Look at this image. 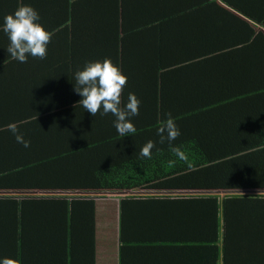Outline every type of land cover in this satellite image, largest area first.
I'll use <instances>...</instances> for the list:
<instances>
[{
    "label": "trees",
    "instance_id": "trees-1",
    "mask_svg": "<svg viewBox=\"0 0 264 264\" xmlns=\"http://www.w3.org/2000/svg\"><path fill=\"white\" fill-rule=\"evenodd\" d=\"M40 1L12 2V13L20 3L30 5L54 34L45 59L27 58L42 69L26 72L49 87L41 94L47 111L15 122L29 147L7 130L13 122L1 119L6 109L0 101V261L42 264L50 255L57 257L54 264H85L80 252L95 258L91 196L125 193L120 238L124 223L135 218L144 222L140 239H168L164 235L172 231L158 222L172 220L173 239L188 240L176 226L188 222L200 236L194 240L207 243L205 258L211 264L223 252L224 264H239L242 258H236L238 250L230 251L232 245H251L258 264H264V0H210L216 8L210 12L220 18H213L207 28L211 34L200 45L210 49L212 59L199 54L189 60L177 59L168 24L154 29L139 21L143 13L138 15L131 1L99 0L100 6L90 4L97 0L52 1L58 10ZM226 20L237 24L230 26L237 29L231 41L215 33L216 23L227 27ZM239 52L245 60L236 56ZM105 58L127 77L121 107L129 93L140 101L139 115L131 118L134 134L121 137L111 113L92 116L73 90L74 73ZM167 113L181 133L171 145L181 148L186 161L171 152L167 140L159 142L157 129ZM149 140L155 143L151 159L139 154ZM163 192L198 195L179 197L184 205L173 215L143 205L158 201L132 196Z\"/></svg>",
    "mask_w": 264,
    "mask_h": 264
},
{
    "label": "crops",
    "instance_id": "crops-1",
    "mask_svg": "<svg viewBox=\"0 0 264 264\" xmlns=\"http://www.w3.org/2000/svg\"><path fill=\"white\" fill-rule=\"evenodd\" d=\"M52 1L63 2L64 0H41L40 3L48 10H58L59 5ZM83 1V0H81ZM127 0H125L126 3ZM131 1L136 7V12L143 13L139 15V21L143 23L149 22L151 28L163 27L168 24L169 39L175 38L176 51L178 52V60H189L199 54H203L209 59H212L209 48H201V43L206 36L211 34L207 29L212 23L213 18L217 22L220 16L213 15L210 11L216 9L210 0H135ZM17 0H0V10L9 9L6 13L11 14ZM103 1L90 2L91 5H104L100 3ZM64 3V2H63ZM219 7H224L217 1ZM14 7V8H12ZM11 8V9H10ZM62 9V8H60ZM228 12L230 8L225 7ZM153 10V12H152ZM60 12V11H59ZM234 13V12H232ZM238 18L243 19L240 13H234ZM5 15H0V27L3 25V18ZM49 16V15H48ZM40 24L47 26L50 23L46 18L41 17ZM226 19V17H225ZM227 23V20H226ZM215 33L224 38V40L231 41L237 34V29L234 28L237 24H228L227 27L224 21L219 24ZM178 36V37H176ZM3 31L0 30V42L5 40L4 44L0 46V101L3 102L4 110L1 119L9 122H28L29 120L37 119L39 114H44L48 106V102L41 98L42 92L49 87H45V81L40 77L30 76L26 71L34 72L36 69L42 67L32 66L28 61L21 63L10 57L7 52L10 41ZM200 48H199V47ZM200 49L201 52L200 53ZM238 58L245 60V55L241 52L237 53ZM179 62H174L175 66ZM33 64V63H32ZM34 65V64H33ZM182 67V66H181ZM58 67L48 68L51 72ZM64 110V105L59 108L57 113ZM37 125L33 124L32 130L35 131ZM26 194V193H25ZM32 195L45 194L44 192H33ZM198 193H145L133 194L132 196L149 199L151 201H158L157 203H143V205L151 206L152 208H166L163 213L173 215L178 213V208L184 205L177 202L179 197L195 196ZM129 196L128 194L112 193L102 198L95 199V251L94 257L88 253L80 252V256L86 260L85 264H211L208 258H205L207 251H205L206 242H198L194 240L195 237H200L199 234L192 232L193 227L188 222L176 225L183 232L184 237L188 240L173 239L176 234V228H172L171 221H159L162 223L163 230H171L172 233L164 235L163 240L140 239L141 231L144 228L143 220H136L130 218L123 225L122 237L120 238V203L121 200ZM103 199L104 201H99ZM173 202H163V201ZM127 206V204H125ZM137 207V204L134 205ZM188 212V211H187ZM186 212V213H187ZM105 239L100 236L103 230H106ZM101 242V243H100ZM44 248L49 246H42ZM219 255L223 249L222 242L218 243ZM83 249V248H82ZM81 249V250H82ZM251 245L247 247L240 245H232L230 251L236 252V258H242L239 264H258L255 250ZM208 250V247H207ZM224 252L221 254L217 264H224ZM79 256V257H80ZM57 261V257L56 260ZM50 255H47L42 264H54L55 262ZM232 263V262H231ZM40 264V260L39 263ZM263 264V263H262Z\"/></svg>",
    "mask_w": 264,
    "mask_h": 264
},
{
    "label": "clouds",
    "instance_id": "clouds-1",
    "mask_svg": "<svg viewBox=\"0 0 264 264\" xmlns=\"http://www.w3.org/2000/svg\"><path fill=\"white\" fill-rule=\"evenodd\" d=\"M39 19L37 11L23 3L18 4L13 13L4 16L0 30L8 36L10 43L7 52L12 59L26 63L29 55L39 59L46 58L47 45L54 33L46 31L38 23ZM74 79L73 90L82 97L78 103L92 116H96L98 112L102 116L111 113L115 117L114 127L121 137L136 132L131 118L139 115L140 101L135 94L129 93L128 102L121 107V96L127 84V77L118 66L112 63L111 59L105 58L102 62H86L82 70L78 69L74 73ZM166 116L167 119L157 129L159 142L163 144L167 140L171 152L186 161L187 156L181 148L171 145V142L176 140L181 133L171 113H167ZM6 128L13 134L17 143L25 148L30 146V142L19 133L17 123H9ZM154 147L155 143L152 140L147 141L140 150V156L151 159ZM173 163L169 161L170 165ZM0 264H20V261L4 258Z\"/></svg>",
    "mask_w": 264,
    "mask_h": 264
},
{
    "label": "rangeland",
    "instance_id": "rangeland-1",
    "mask_svg": "<svg viewBox=\"0 0 264 264\" xmlns=\"http://www.w3.org/2000/svg\"><path fill=\"white\" fill-rule=\"evenodd\" d=\"M104 196H106V195H104ZM104 196H91V197L97 199V198H102V197H104ZM99 201H104V200H103V199H100ZM106 231H107V229H106V230H103V232H102L103 234L99 233L100 236H102L104 239H105V233H106ZM100 243H101V242H100Z\"/></svg>",
    "mask_w": 264,
    "mask_h": 264
}]
</instances>
